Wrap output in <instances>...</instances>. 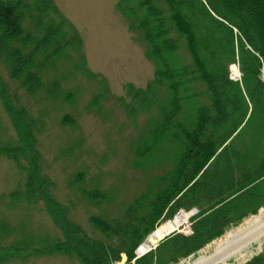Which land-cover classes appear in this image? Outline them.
I'll list each match as a JSON object with an SVG mask.
<instances>
[{
  "label": "trees",
  "instance_id": "1",
  "mask_svg": "<svg viewBox=\"0 0 264 264\" xmlns=\"http://www.w3.org/2000/svg\"><path fill=\"white\" fill-rule=\"evenodd\" d=\"M119 3L132 4L147 44L145 54L155 62L154 79L144 90L125 86L140 107L160 111L144 146L149 150L153 143H167L175 164L160 190L149 191L118 218L92 217L90 223L101 238L65 221L64 240L47 251L75 257L80 264H119L122 255L124 264H174L264 207V0ZM66 25L52 0H0V61L28 95L43 86L42 71L52 65V58L68 48L81 52V38L75 31L69 36ZM234 62L240 81L231 80L227 72ZM0 100L22 145L1 147L0 155L25 170L28 201L44 193L48 210L60 217L63 209L45 195L39 174L34 122L27 111L14 106L1 79ZM185 106L189 114L184 118ZM22 159L28 162L25 168ZM103 197L98 192L89 195L94 202ZM192 209L197 214L190 217V235L168 236L136 258V249L160 220ZM21 248L0 254L11 256ZM247 264H264V250Z\"/></svg>",
  "mask_w": 264,
  "mask_h": 264
},
{
  "label": "rangeland",
  "instance_id": "2",
  "mask_svg": "<svg viewBox=\"0 0 264 264\" xmlns=\"http://www.w3.org/2000/svg\"><path fill=\"white\" fill-rule=\"evenodd\" d=\"M52 1L67 23L69 36L75 31L81 38V52L68 48L63 56L52 58V65L42 71L43 86L35 95H28L11 80L1 61L0 79L8 87L14 106L27 111L34 122L45 195L61 206L63 214L59 217L48 210L44 193L36 201H28L25 170L0 155V250L26 249L11 251V256L0 254V264H80L75 257L47 251L48 246L64 240L65 221L88 236L101 238L90 219L118 218L134 201L149 191L160 190L176 160L167 143L145 148L151 140V122L160 119V111L140 107L125 90L126 85L144 90L155 71V62L145 54L147 44L132 4L119 0ZM25 26L37 34L29 22ZM230 64L237 68L236 78L230 76ZM230 64L229 78L240 81L238 63ZM54 81L56 88L51 86ZM188 108L184 107V118ZM16 145L22 146L0 100V148ZM22 163L24 168L28 165L25 159ZM96 192L104 196L98 202L89 198ZM192 210H180L172 218L160 220L156 228ZM256 214L174 264H186L198 257L211 243ZM190 217L179 231L168 236L190 235ZM263 250L241 264L249 263ZM126 260L122 255L119 264Z\"/></svg>",
  "mask_w": 264,
  "mask_h": 264
},
{
  "label": "bare ground",
  "instance_id": "3",
  "mask_svg": "<svg viewBox=\"0 0 264 264\" xmlns=\"http://www.w3.org/2000/svg\"><path fill=\"white\" fill-rule=\"evenodd\" d=\"M229 73L232 78H236L238 76L236 66L230 64ZM189 216L190 213L181 212L172 220L157 227L141 247L144 250H152L159 241L179 231L187 223ZM263 247L264 209H260L255 216L211 243L198 257H192L193 259L186 264H241L259 253Z\"/></svg>",
  "mask_w": 264,
  "mask_h": 264
},
{
  "label": "water",
  "instance_id": "4",
  "mask_svg": "<svg viewBox=\"0 0 264 264\" xmlns=\"http://www.w3.org/2000/svg\"><path fill=\"white\" fill-rule=\"evenodd\" d=\"M263 79H264V74H263ZM196 210H192L191 212H190V216H193V215H195L196 214ZM189 216V217H190ZM142 245H140L137 249H136V251H135V255H136V258H140V257H142L143 255H145L147 252H149L151 249H149V250H144L142 247H141ZM156 246H154L153 247V249L155 248Z\"/></svg>",
  "mask_w": 264,
  "mask_h": 264
}]
</instances>
